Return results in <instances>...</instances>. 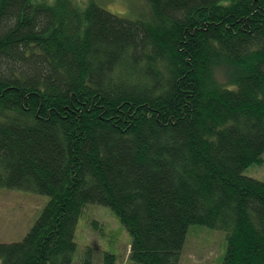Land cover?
Returning <instances> with one entry per match:
<instances>
[{"label":"trees","instance_id":"trees-1","mask_svg":"<svg viewBox=\"0 0 264 264\" xmlns=\"http://www.w3.org/2000/svg\"><path fill=\"white\" fill-rule=\"evenodd\" d=\"M139 1L0 0V188L48 197L0 264H73L89 204L129 263L178 264L198 225L225 232L221 264H264V181L243 174L263 162L264 0Z\"/></svg>","mask_w":264,"mask_h":264},{"label":"rangeland","instance_id":"rangeland-1","mask_svg":"<svg viewBox=\"0 0 264 264\" xmlns=\"http://www.w3.org/2000/svg\"><path fill=\"white\" fill-rule=\"evenodd\" d=\"M95 1L113 14L128 16L132 14L130 7L137 4L135 0ZM262 159L261 165L253 164L243 174L264 181V153ZM47 200L48 197L42 194L0 188V243L22 240ZM75 242L77 252L73 264H84L86 248L92 249L89 264H102L104 253L115 255L116 264H132L128 261L131 238L107 207L95 204L85 206L76 226ZM225 244L224 231L191 226L187 231L178 264H221Z\"/></svg>","mask_w":264,"mask_h":264}]
</instances>
